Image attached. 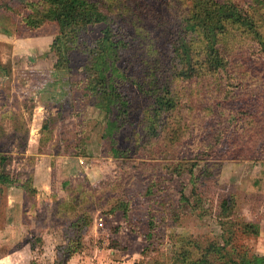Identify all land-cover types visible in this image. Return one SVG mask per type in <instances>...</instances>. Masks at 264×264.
Masks as SVG:
<instances>
[{"label":"rangeland","instance_id":"rangeland-1","mask_svg":"<svg viewBox=\"0 0 264 264\" xmlns=\"http://www.w3.org/2000/svg\"><path fill=\"white\" fill-rule=\"evenodd\" d=\"M29 10L0 0V264H190L202 256L191 241L264 255L263 131L251 141L240 131L235 145L225 139L215 116L226 97L216 80L173 77L177 105L155 138L147 135L153 98L144 64L123 56L119 67L137 79L115 78V89L94 94L81 36L60 64V25L25 29ZM106 26L89 25L88 44ZM257 47L243 53L241 64L253 68L240 103L247 108L236 116L262 126ZM116 97L127 104L114 123L107 104ZM222 200L234 201L226 217ZM244 218L256 224L246 232L237 225ZM208 256L223 264L215 250Z\"/></svg>","mask_w":264,"mask_h":264},{"label":"trees","instance_id":"trees-1","mask_svg":"<svg viewBox=\"0 0 264 264\" xmlns=\"http://www.w3.org/2000/svg\"><path fill=\"white\" fill-rule=\"evenodd\" d=\"M151 1L19 0L30 9L25 22H21L25 29L38 28L47 21L60 25L61 33L53 45L60 60L58 63L67 60L64 58L66 53L81 36L83 52L88 53L90 58L86 88L92 93L105 95L108 90L115 89V78L137 79L135 74L127 75L119 67L123 56L129 55V63L135 57L133 62L144 64L150 78L146 90L153 98L146 123L147 135L158 137L167 114L177 105L172 78L193 79L206 75L208 80H216L222 90L221 96L226 97L223 98L224 108L219 105L215 116L218 125L229 130L225 139H230L235 145L240 139V134L236 137L238 132H250V136L242 138L251 141L263 131L260 134L264 142V122L258 126L255 118L236 116V113L241 115L240 110L247 108L246 103L243 106L240 103L247 94L244 87L253 68L250 64H241L245 57L243 53L248 45H257L260 57L264 55V0H153L159 4ZM160 4L167 9L168 16L155 14V11L159 12L157 8ZM101 22L107 25L102 36L88 44V26ZM126 104L118 97L108 102L111 122L119 121V114ZM225 108L230 111L228 115L224 112ZM4 162L2 158L1 164ZM7 180L9 178L5 177L4 181ZM232 202L222 200L220 204L228 207L221 210L220 217L232 212L229 210V203ZM154 218L155 215L150 212V227ZM237 225L246 232L256 224L244 218L239 219ZM231 236L227 238L228 246L233 244ZM191 243L194 249L202 252V256L196 262L191 260L190 264H208V254L213 250L218 255L215 259L223 264H264V255L249 256L248 251L241 254L243 250L236 246L230 250L225 245L207 243L204 249L198 241ZM225 249L227 253L223 251ZM231 253H238L237 257L234 258Z\"/></svg>","mask_w":264,"mask_h":264}]
</instances>
